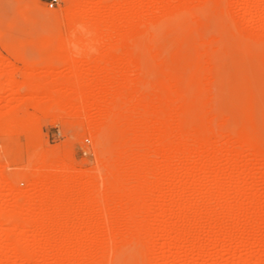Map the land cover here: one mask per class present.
<instances>
[{"label": "rangeland", "instance_id": "obj_1", "mask_svg": "<svg viewBox=\"0 0 264 264\" xmlns=\"http://www.w3.org/2000/svg\"><path fill=\"white\" fill-rule=\"evenodd\" d=\"M130 1L131 3L125 6H128V9H123L124 7L119 9L123 11V16L127 19L126 27H122V32H132L138 23L148 27L151 41L147 46L148 49L145 50L149 62V67L144 69L147 70L146 72L128 62L129 57H124L126 52L124 48L121 49L124 51L123 57L119 55L123 65L119 63L120 59L114 62H118L120 67L130 63L126 65L128 66L126 69L121 70L115 64H112L114 68L112 66L110 70L108 67H104L107 70L97 67L93 61L95 56L97 57L96 47L89 38L74 44L69 55L65 56L66 59L64 57V60L60 57L53 59L50 54L54 48L52 39L54 34L65 36L66 33L67 36L70 26L61 17L58 22L43 17L37 7L41 6L46 12L61 15L66 7L65 1L61 0L57 6L49 8V0H0V124L2 125L0 130L6 126L8 120H11V114H13L12 120L18 117L19 122V117L22 120L24 116L25 121H29L30 128L34 125L32 131L28 132L30 135L24 132L23 127L20 131L19 127L24 119L22 123L21 120L19 123L9 121V127L11 124L12 126L17 124L18 127L19 124L18 128L6 126V130L0 131L1 213L9 210L22 219L29 217L31 219L36 218L47 207L46 204L36 203L33 199L28 201L26 198L24 201V195L31 193V190L33 192L32 176L36 172L34 167L38 169L40 166L39 159L42 154L48 161L65 153L66 155H63L65 166H70L78 171V174L80 173L78 178H75V186L78 183L86 185L88 195L94 193L92 187L96 185L99 193L104 194L106 183L104 178L106 179L105 176L110 174L109 170L111 173L113 171L115 174L112 173L110 177L115 176L112 191L116 193L109 198L107 203L109 209L103 201H99V203H92V206L87 208V212L80 208L77 212L67 215L66 222L76 228L69 230L64 240L66 247L61 249L55 248L58 241L55 229L59 224L56 222H60L59 212L63 210L62 207L55 209L53 218L56 221L52 219L53 223L51 222L50 227L46 228V234L38 231L34 225L33 228L30 226L23 229L24 232L21 233L19 230H11L10 223L1 222L0 228L4 230L3 233H6L3 235L0 233V259L3 260L1 264H264V160L254 158L255 155L229 132V128L235 126L237 120V124L241 122L243 130L250 133L249 137L254 143L262 146L264 142L262 141L264 140V134H262L264 133V108H262L264 107V1L259 0L255 8H249L245 0H226L223 10L227 12L219 10L218 13L216 10L215 13L211 9L212 6H204L206 0H184L187 6L179 8L178 19H176L177 21L180 19L181 24L174 25L178 23L175 20L169 24L170 32L174 31L171 32L170 37L162 35L163 27L160 24L161 29L158 25L153 27L151 23L167 24L162 20L165 11L159 9L160 3L165 2V5H171L180 0ZM112 2V0H103L101 2L103 5L94 8L92 12L98 13V17L102 15L100 18L108 19L117 12V8L112 7L107 13L106 8L112 5ZM137 4L141 11L134 13L133 8ZM106 15L108 17H105ZM130 59L132 60L131 57ZM142 72L149 77L146 80L152 79L158 82L161 87L159 89L164 90L163 93L168 91L172 94L162 96V99L165 98L163 103H159L157 98H154L152 102L156 109L160 110V104L164 106L165 100L169 95L172 96L168 98L172 100L167 99L168 102L172 101L168 106L170 113L168 116L163 114L168 123L164 121L165 118L162 119L164 122L160 120L161 122L156 124L158 127L155 125L157 128L155 127L151 132L149 139L152 144H150L151 152L147 150L146 155L149 157L147 160L150 159L152 165L154 163L156 165H153V170L145 179L138 172L136 163H139V157L137 155V159L134 158L132 161L135 164L132 163L131 169L127 170L130 177H124L125 165L122 161L126 152L123 146L121 149L125 153L121 152L122 154L117 153L121 150L120 146L115 147L119 149L117 151L113 149L112 144L107 145L108 150L103 149L97 154L93 140L82 130L80 117H69L54 111L42 112L39 106L46 105L47 102L42 101L43 104L41 102L39 105L32 103L36 101L34 98L43 97L41 92L36 93L32 101L28 95L29 89L23 86V83L29 79L58 83V80L62 81V78H68L73 74L82 76L85 82H91L94 78L101 76H105L102 77L105 79L113 76L114 80L121 81L124 77L126 79L139 77V74L142 77ZM151 82L149 83L152 84ZM150 84H148L149 87L146 85L143 91L145 90L146 94L156 93V90L151 91ZM147 87L149 90L146 91ZM27 98H29L28 101ZM33 104L40 110L37 111ZM179 107L192 110V113L191 111L189 113L195 115L193 116L195 125L205 126L212 134L211 144L207 149H203L205 151L202 150V154L200 152L202 155H199L200 157L197 156V148L200 146L197 139L195 140L193 135L192 138L190 134H188L190 137L187 135L182 137L176 129L177 112L181 110ZM86 111L90 114L83 115L85 117L83 118L93 122L97 113L90 108ZM16 112L17 115H15ZM31 116L35 120H32ZM228 119L230 124L233 123L232 126L228 125ZM148 120L154 122L155 117L151 115ZM32 132H35L34 135ZM161 138L168 139L163 140L165 143L161 140L162 144H168L170 148H175L176 145L182 150V154L176 157L174 173V178L180 181L179 186L185 188L182 193H176L177 188H172L168 181L172 177L163 172L162 167L166 166L164 154L167 152L165 148L167 146L164 147L161 144L158 146ZM148 145L147 149H150ZM155 145L164 148L155 149ZM134 147L137 146L124 148L133 150ZM112 149L117 154H114ZM116 155L121 159L124 157L123 160L119 157L117 160ZM116 160L121 162L116 163ZM133 165H136V170ZM63 167L62 170H60L61 167L59 168L60 173L64 171ZM133 173H137L138 177ZM161 175L164 179H161ZM28 180L30 183L27 182ZM147 180V183L144 182ZM58 185L61 186L62 183L52 188L55 190ZM122 185L131 186L128 187L129 190L137 188L138 185V190H133L134 197L131 196V199L127 198L128 200L122 198L121 193L116 190ZM77 193V189L66 192L64 194L67 197L66 201L73 204L71 199L74 201ZM21 194L23 196H19ZM30 197L33 198V194ZM99 204L105 207L102 209ZM237 205L242 209H239L234 223L226 217L225 211L228 206L237 207ZM174 206L179 208L178 228L183 231L191 230V227L194 229H192L194 232L191 230L192 233L189 231L192 235L189 234L187 237L185 234L189 240L187 239L183 246L180 245L181 242H175L173 239L175 234L172 231H168L163 237L156 234L157 227L162 223L172 225ZM251 208L253 213L249 216L250 224L245 225V215H250L248 210ZM89 209L94 212L91 213ZM99 209L104 211H102L103 214ZM33 214L37 216L34 217ZM218 216L225 217L222 221V218L220 220ZM217 217L218 222H214ZM168 221L170 222L167 223ZM141 226L147 228L146 231H139ZM1 229L0 232H2ZM136 230L139 233H135ZM14 231L20 239L28 237L29 245L38 256L35 261L25 263L24 258H17L12 251L4 250L9 242L8 233ZM215 232L226 236L229 234L231 241L217 247L216 251L214 243L210 241L204 253L196 254L194 249L198 240L209 237ZM44 238H48L50 242L38 250L35 245ZM103 244L105 249L109 245L110 248H116L114 256L113 253L111 256V253L101 254L98 251L102 248L99 245L103 246Z\"/></svg>", "mask_w": 264, "mask_h": 264}, {"label": "bare ground", "instance_id": "obj_2", "mask_svg": "<svg viewBox=\"0 0 264 264\" xmlns=\"http://www.w3.org/2000/svg\"><path fill=\"white\" fill-rule=\"evenodd\" d=\"M64 1L66 3V7L63 10L61 15H58L57 13H53V12H46L44 9H42L41 6H40L41 8L36 6L37 10L40 12V14L43 17H45V18H47L53 22H58L60 17H61L62 19L67 21V23L70 26V29L67 28L70 30V32H69V30H67V33H69L67 36H66V33H65V36H62V34L61 35L54 34V37L52 38L53 42H54V48L50 54L51 58H53V59L58 58L59 59V57H60L61 60L66 59V57L69 55L71 47L74 44H76V43L79 44V42L81 40H84V38H89L93 42V44H95V47H96L95 48L96 54L95 53L94 54L97 55V57L95 56V59L93 61H95L94 63L97 65V67H99V68L100 67H102V68L108 67V69L110 70V68H112V66H113L112 64H115V66H117L119 63H122L121 65H123V62H121V59H120L121 56H119V55H122V57H123V55L125 54L124 57L125 56L129 57V60H131L130 57L132 58V60L131 61L128 60V62L132 63V65L134 67H138L140 70H143L144 72L147 71V70L146 71L144 70L145 68L149 67V65H148L149 62H148V58L146 57L145 50L150 43L149 41H151V37L148 35V32H149L148 27H144V25H142L141 23H138L137 25L134 26V30H132V32H128V33L122 32V27H126L125 25L127 24V19L123 16V13H122L123 11H121L119 9H122L123 7H124L123 9H126L128 6L127 7H125V6L129 5L131 3L130 0H112L113 1L112 5L110 4V6L108 5L109 7L107 6L108 8H106L107 13H108V11H110V8H112V7L113 8L116 7L117 12H115L116 9H114L115 10V11H113V12H115L113 14L114 16L109 15V16H112L110 18L106 15L105 17H108V19H103V17L100 18L102 15H99L100 17H98L97 16L98 13L92 12V10L94 8H97V7H100V5H103V4H101V2L103 0H64ZM181 1L182 0H180L179 2L177 1V3H174V4L172 3L171 5H165L164 4L165 2H161L159 5V9L165 11L164 17L162 20L166 21L167 24L162 25L164 23L161 24L158 22L157 23L152 22L151 25L153 27L155 25L156 26L158 25V28H160V29L163 27V29H161V31H163L164 34H163V32H161V33L163 36L166 35L165 37H170V35H172L171 32H174V31L170 32L171 29L169 27V24L171 22H173L174 20L176 22H178V23L174 22L175 23L174 25H176V26H179L181 24L180 19L178 21L176 20V19H178V15H179V8L180 7L183 8V7L187 6L186 1H184V0L182 2ZM258 1L259 0H245V2H247V5L249 8H255L259 3ZM262 1H264V0H262ZM206 2H207V4H205ZM206 2L204 3V6H206V5L212 6L211 9H213L214 12L217 10L219 13L220 11H222L224 9V3L226 2V0H208V1L206 0ZM133 4H135V3H133ZM138 5L139 4L134 6V8H133L134 13H138L141 11V8ZM105 6H106V4H105ZM225 10H227V9H225ZM124 11H128V10H124ZM203 11H206V10H203ZM223 12H224V10H223ZM225 12H227V11H225ZM107 13H105V14H107ZM109 14H111V12ZM159 24L162 27H159ZM128 28H130V27H128ZM131 29H133V28H131ZM155 29H157V28H155ZM64 30H65V28H64ZM122 48H124V51L126 50V52H128L129 54L126 52L124 53L123 50L121 51ZM91 51H92V49H91ZM63 57H64V59H63ZM116 59H120V62L119 63L114 62V61H116ZM122 59H124V58H122ZM122 61H125V60H122ZM130 63H127V64H130ZM127 64L125 63V65H124L125 67H120V65H118V67H120L121 70H122V68L126 69L128 67V66L126 67ZM132 65H130V66H132ZM113 68H114V66H113ZM125 69H123V70H125ZM105 70H107V69H105ZM110 73H112V72H110ZM140 75L141 74H139V77L136 76L137 78L133 77V78L126 79L124 77V78H122L121 81H116L113 79L114 78L113 76L107 77L108 76L107 75L106 79L102 78L105 76H101L100 78L99 77L94 78V80L93 81L91 80V82H85V81H83L82 76L73 74V75H70L68 78H62V81H59L58 80L59 78L56 79V80H58V83H54V82L51 83V81H48V82L47 81H39L40 79L38 81L29 79L23 83L24 85L23 84L22 85L29 89L28 91H30V93L28 95H30L29 97H31L30 98L31 100L33 99L32 97L36 93L41 92L43 97L38 98V99L34 98V100H36L37 102L36 101L34 102L32 100L33 101L32 103H35V104L37 103L39 105V103H41L42 101L47 102L46 105L41 106V104H40L39 107H40L42 112L48 113V112L54 111V112H60L63 115L65 114L69 117H71V116L72 117L78 116L77 118L80 117L82 130L84 131L85 134H87L93 140L94 149H95V152L97 154L100 153L103 149L108 150L107 145L112 144L111 145L112 147L114 145L113 149L117 150V151L119 149H116L115 148L116 146H118L117 148H119V146H120V149L123 146V149L126 152L125 155L123 154L125 156V158L122 157V159H121V157H119L118 155H116L117 156L116 158H117V160H118V157L121 160H123V158H124V160L122 161V164L125 165V169L123 172L124 177L125 176L130 177V175L127 174V170L131 169L132 163H133L132 161L134 158H136V155H137L139 157L138 158L139 163L138 162L136 163V164H138L137 169H138L139 174H141L142 178L145 179L148 176V174L151 173V171L153 170L152 167H154L153 165L155 164L154 163L152 165L150 159H149V161H150V163H149V161L147 160L149 157H147V155H146L147 154L146 151L151 150V148H150L151 143L149 140L151 138V132H153L154 128L158 125L157 123H160L161 121H163L162 119H164L165 116H168V114L170 113L169 112L170 108L168 106H170V103L172 101L168 102L167 99L169 97H172V96H170L172 94L168 91L163 93L162 91H164V90L161 91L159 89V87H160L159 83L153 81L152 79L151 80L148 79L149 82L152 81L151 82L152 84H150L148 82V80H146L148 76L147 75L145 76L143 74V72H142V77ZM26 78H28V77H26ZM23 81H25V80H23ZM148 84H150V86L152 88L151 91L156 90V93L152 92L151 94H148V93L146 94L145 90L143 91L144 87ZM148 87H149V85H148ZM148 87L146 88V91L149 90ZM157 89H159L160 92L158 91V93H157ZM194 90H196V89H194ZM56 93H57V95H56ZM168 93H170V95L165 100V103H164L165 108H163L164 106H161V104H160V110L156 109V107L152 104L153 99L157 98V101L159 103L160 102L163 103V99H165V98L162 99V96L166 97V95ZM163 94H165V95H163ZM195 98H197V97H195ZM28 99L29 98H27V101H28ZM158 99L162 100V101H159ZM168 100H172V99L170 98ZM42 104H43V102H42ZM261 104H262V102H261ZM33 105H32V107H33ZM171 106H172L171 109L173 110V103L171 104ZM34 107H35V109L37 108V111H38L39 107L35 106V105H34ZM88 108H90L91 111L97 113V117L94 119L93 122H89V121H86L84 119L85 117L83 115L90 114L89 111L88 112L86 111ZM180 108L181 107H179V109ZM262 108H264V107H262ZM181 110L177 112V116H178L177 118L178 119L176 122L177 123L176 129L178 130V132L180 133V135L182 137H185L186 135L188 137H190L188 135V134H190L191 137L193 135L195 140L197 139V141L200 144L199 148H197V153H198L197 156H199V155L202 156L201 155L202 150L207 149V147H209L208 145L211 144L210 141H212L211 139H213L212 134H210L209 130L206 129L205 126L197 127V125H195V122H193V120H194L193 116H195V115L191 114L192 115L191 116L189 113L190 111L192 113V110L189 111L187 108L186 109L181 108ZM40 114H41V112H40ZM193 114H195V113H193ZM12 115L13 114H11V120H8L7 124L9 123V121H10V123H11V121L15 123L18 120V117L16 116L17 119L14 118L13 120H15V119L16 120L13 121ZM15 115H17V112ZM148 115H150V116L153 115L155 117V121L154 122L149 121L150 119L148 120V117H150V116H148ZM197 116H198V114H197ZM63 117H66V116H63ZM230 117H229V119H230ZM20 118L21 117H19V122L21 120ZM31 118H32V120H35V119H33L32 116H31ZM23 119H24V116H23ZM196 119H198V118L196 117ZM229 119L227 120L228 123H229ZM22 120H21V123H22ZM230 120L232 121V118ZM164 121H166V123H168L167 118H165ZM28 122L25 121V119H24L23 124L20 123L22 126L20 125V127H19V124H18L20 131H21L22 127L24 128L23 130L25 133H28L30 130L32 131V129L34 128L33 127L34 125H32V128H30ZM239 122L240 121H238V123ZM235 123H236L235 126H232L233 123L228 124V125L232 126L229 128V132L237 140H239V142L243 146H245L248 149V151H250L251 153H253L255 155V156L253 155L254 158L257 157V158H259V160L260 159L264 160V142H262V146L257 145L249 137L250 133H247L246 131L243 130L242 126L240 125L241 122L239 124H237V120H236ZM7 124H5V125L7 127H9V124L8 125ZM197 124H198V122H197ZM6 126H4V128H2L0 131L3 132L4 130H6V128H5ZM11 126H12V124L10 125L9 128H11ZM15 126L17 127V124L13 125L12 128ZM1 127H2V125H1ZM165 127H167V126L165 125ZM168 129H169V126H168ZM261 129H262V127H261ZM169 130H166V132H168ZM8 131H9V129L7 130V132ZM34 133H33V135H34ZM28 134L30 135V133H28ZM262 134H264V133H262ZM167 138L169 139V137H167ZM168 139L161 138L160 142L162 140V142L165 143V141H167ZM148 140H149V145H148ZM163 140H165V141H163ZM262 141H264V140H262ZM162 142L161 143L158 142V144H159L158 146L164 145V147H165L168 145V144L167 145L162 144ZM129 145L137 146V147H134V149L136 148L135 150L132 148L134 151L131 149H128V148H126V149L124 148L125 146L131 147ZM147 145L149 146L150 149H147L148 148ZM170 145H172V143ZM158 146L155 145L154 148L158 149V148L163 147V146L162 147H158ZM165 148L167 151L166 154H164L166 166H165V168L162 167V169H163V172L165 174L172 177V179L169 178V180H168V178H165V179H167L169 181V184L172 188H177L176 193H178V194L182 193L185 190V188L179 186L180 181H177L174 178V173H175L176 164H177L176 163V157L181 153L182 150H180V148H178L176 145H175V148L174 147L170 148L168 146ZM167 148H168V150H167ZM113 149H112V151L114 152ZM123 149H121L120 152L118 151L117 153L118 154L121 152L125 153V152H123L124 151ZM161 150H164V149H161ZM112 151H111V153H112ZM203 151H205V150H203ZM192 152H194V151H192ZM200 152H201V154H200ZM117 153L114 152V154H117ZM64 154L65 153H63V155ZM63 155L59 154L54 159L48 158L49 159L48 161H47V157L45 155H43V154L41 155L42 157H40L41 159H39L40 166L38 167V169L34 167V170H36V172L33 170L35 172V173H33V176H32L33 181L31 180L34 184V185L32 184L34 186L33 192L31 190V193L25 194L24 195L25 198L23 197L25 199L24 201H26V198H27L28 201L33 199V201H35L36 203L46 204L47 207L44 209V211L40 212L39 215L36 213L38 215L37 216L35 214L37 217L33 214L34 217H36V218H31V219H30V217L29 218L27 217L28 219H26V218L22 219L21 217L18 216V214L11 213V212H9V210H8V212H4V213H1V211H0V213H1L0 214V223L1 222L10 223L11 224L10 226H12V228L10 227L11 230L12 229L17 230V231L19 230L21 233H23L24 232L23 229L25 230V228H28L30 226L33 228V225H34L38 231L45 233L46 228L50 225V223L52 222V219L55 220L53 218V215L55 214L54 213L55 209H59L62 207L63 210L62 211H61V209L59 210V211H61V213L59 212L60 215L57 214V215H59L60 222L57 221L56 223H59V224L56 227V229L54 228L57 231V232L55 231V233L58 235L57 236L58 241L55 244L56 249H61V248L66 247V243H64V242H66V241H64L65 237L68 236L69 230L76 228V227H74V225L72 226L71 224L66 222L68 214L70 215V213L71 214L75 213L78 210H80V208H83V210L86 211L87 208L90 207V205L92 206V203H95V202L99 203V201H103L105 206H108L107 208L109 209V205H107L109 198L112 194H116V193H113V191H112V183H113V179L115 176L114 177L113 176L110 177V176L112 175V173H113V175L115 173L113 171L111 173V170H109V171L106 170V172L108 171V173H110V174L105 176L106 179L104 178V180L106 181V183L104 185V194L99 193V189H98L97 185L92 187L94 193H92L91 195H88L86 193V190H87L86 185L79 184L77 181L78 185L75 186V184H74V181L76 180L75 178H78L80 173L78 174L77 173L78 171H76L74 168H72L70 166H67V167L65 166V162L63 161V157H64ZM123 155H120V156H123ZM118 162H121V161H117L116 163H118ZM133 164H135V163H133ZM62 166H64L63 167L64 171L63 172L61 171V173H60V171H58V170L60 167H61L60 170H62ZM133 168L136 170V165H133ZM154 172H155V170H154ZM136 174H134V175L138 177V175H136ZM104 175H106V174H104ZM162 178L164 179V176H162L161 179ZM159 179L160 178L158 177V180ZM229 179H230V177H229ZM27 182H29V180ZM144 182L147 183L148 180L144 181ZM59 183L60 184L62 183V185L61 186L58 185V188H56L54 190L52 187L59 184ZM142 183H143V180H142ZM142 183H141V186L144 187L142 185ZM193 184H195V183H193ZM217 184H219V183H217ZM128 187H131V186H128ZM128 187H127V185L126 186L122 185V187L119 188L121 190H119L118 188L116 189L121 193L120 195L122 196V198H125V199L130 198L131 199V196L133 194V190H135V189L138 190L137 189L138 185H137V188H135L133 190H132V188H131V190H129ZM145 188H147V187H145ZM74 189H77L78 193H77V195H75L74 201H73V199H71L73 204H70V201H66L67 197L64 196V194L66 192H70ZM23 194H21L19 196H23ZM30 194L31 195L33 194V198L30 197L31 196ZM63 196L65 198H63ZM132 197H134V196H132ZM23 198L21 200H23ZM132 199L134 200V198H132ZM144 199H145V197H144ZM193 199H194V197L192 198V200ZM239 204H241V203H239ZM99 206H100V204H99ZM102 206H100V208ZM104 207H102V209ZM251 207H253V206H251ZM107 208H106V210H107ZM240 208L238 207V205H237V207H231V206L229 207L228 206L226 208V211L224 210L226 212L225 213L226 217L229 220H232V222H234L235 219H237L236 216H238ZM173 209L174 210L172 211L173 214L171 217L172 218V223H171L172 225H169V226H171V228H168L169 226L165 225L166 222H164L165 224L162 223L163 225L161 224L160 226L157 227L156 234L158 236L163 237L164 235H166L168 233V231L169 232L172 231L175 234V236L173 237L175 242H179V243L181 242L180 245L182 244V246H183L187 242L188 235L189 234L192 235L191 230L193 228L191 227V230H187L188 228L187 229L185 228L187 231H183L181 228H178L179 227L178 221L180 218L179 217V211H178L179 208H178V206H176ZM50 210H51V212H50ZM251 210H252V208L250 210H248L249 212L247 211L248 214H250V215H247L246 212L243 210L245 212V214L247 215L246 216L244 214L245 215V225L250 224L251 220H249L250 219L249 216H252L251 213H253ZM88 211H90L91 213L94 212V210L92 211V209L91 210L89 209ZM100 211L102 212L103 210H100ZM224 211H223V213H224ZM103 212H102V214H103ZM106 213H104V214L106 215ZM86 214L88 215V213H86ZM90 216H91V214H90ZM220 216H222V215H220ZM220 216H218V217L220 218ZM218 217L215 218L214 222L215 221L218 222V219H219ZM221 218H220V220H221ZM223 218H222V221H223ZM253 218H254V216H253ZM169 222L170 221H168L167 223H169ZM237 224L238 223H236V225ZM233 225H232V228H233ZM92 226H90V228ZM138 229L139 228H137V230ZM146 229H145V227L141 226L139 231H146ZM11 230H9V231L11 232ZM137 230L135 233L138 232ZM1 231H2V229H1ZM3 231L0 232V233H2V235L5 233V232L3 233ZM48 231H50V230H48ZM197 232H198V230H197ZM14 233H15V231L13 233H8L9 238L8 237L7 238H8L9 242L6 244V247L4 248V250L8 251V252L12 251V253H14L17 258L18 257L22 258V259L24 258L23 260L26 261L25 263H27V262L30 263V261H33V260L35 261L36 258H38V256L32 250L31 245H29L28 237L25 236V237H23V239H20V237L18 238L17 235H15ZM185 234L187 235V237ZM142 235H144V234H142ZM228 235L226 236V235H223L222 233L215 232L211 236H209V237L207 236L206 238H204V237L200 238L199 237L200 238V239L198 238L199 240L196 239V240H198V243L196 245V249H194L195 253L198 255L204 253V251H206L207 246H209L208 242H210V241H212L214 243V250L216 251L217 247L225 245L227 242L231 241V239ZM259 240H257V241H259ZM48 242H50L48 240V238H44L41 242L37 243V245H35V246L39 250L41 248H44V246L48 245ZM260 242H261V240H260ZM133 244H135V243H133ZM244 245H246V244H244ZM99 246L102 247V248H100V250H98V251H100L101 254L107 252V253H111V256L113 253V256H114V253L116 252L115 247L110 248V245H109L108 248L105 246L107 248V249H105L104 244H103V246H101V245H99ZM111 246H113V245H111ZM126 246H128V245H126ZM183 249H184V247H183ZM1 259H0V264L3 261V260L1 261ZM161 259L163 260V258H161ZM245 264H248V263H245Z\"/></svg>", "mask_w": 264, "mask_h": 264}, {"label": "built area", "instance_id": "obj_3", "mask_svg": "<svg viewBox=\"0 0 264 264\" xmlns=\"http://www.w3.org/2000/svg\"><path fill=\"white\" fill-rule=\"evenodd\" d=\"M61 0H49L48 7L53 8L60 3Z\"/></svg>", "mask_w": 264, "mask_h": 264}]
</instances>
